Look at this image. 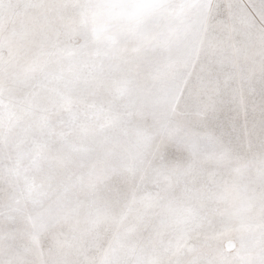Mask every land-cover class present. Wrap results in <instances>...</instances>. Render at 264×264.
<instances>
[{"label": "snow or ice", "instance_id": "snow-or-ice-1", "mask_svg": "<svg viewBox=\"0 0 264 264\" xmlns=\"http://www.w3.org/2000/svg\"><path fill=\"white\" fill-rule=\"evenodd\" d=\"M0 264H264V0H0Z\"/></svg>", "mask_w": 264, "mask_h": 264}]
</instances>
